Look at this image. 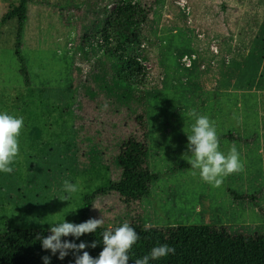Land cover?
I'll return each mask as SVG.
<instances>
[{
	"label": "rangeland",
	"instance_id": "1",
	"mask_svg": "<svg viewBox=\"0 0 264 264\" xmlns=\"http://www.w3.org/2000/svg\"><path fill=\"white\" fill-rule=\"evenodd\" d=\"M19 1L0 0V20ZM138 2L151 7L141 61L158 87L149 93L147 124L149 165L160 179L149 197L126 203L103 192L119 172L115 158L91 163L78 152L76 129L86 118L78 109V81L93 66L90 54L105 44L107 18ZM17 25L12 20L0 35V112L24 118L14 170L0 172V233L48 232L64 218L78 223L83 197L92 195L89 216L103 218L101 227L129 223L140 213L149 227L208 225L264 236V0H34L23 53L36 97L25 103L14 53ZM192 109L215 122L220 151L235 145L244 163L243 172L218 188L192 175L191 167L180 169L190 166L182 156L195 122ZM242 129L259 138L248 151L247 143L229 139L244 138ZM65 180H82L83 190L61 201L68 195Z\"/></svg>",
	"mask_w": 264,
	"mask_h": 264
},
{
	"label": "trees",
	"instance_id": "2",
	"mask_svg": "<svg viewBox=\"0 0 264 264\" xmlns=\"http://www.w3.org/2000/svg\"><path fill=\"white\" fill-rule=\"evenodd\" d=\"M33 0H20L18 5L4 14L1 27L17 20L15 35V57L20 66L26 93L25 98L34 99L28 63L23 53V42L29 21V5ZM106 10V7L103 9ZM151 7L140 2L120 8L114 17H108L102 36V48L90 54L92 68L85 81L79 77L78 87L82 97L78 100L81 113L86 114L76 129L77 147L82 159L88 157L91 163L105 156H113L119 172L110 179L104 191L116 193L119 201L140 203L150 196L151 184L159 181L149 165L148 141V99L149 93L158 89L152 81L142 59H145L143 29L150 24ZM83 51L81 60L88 57ZM79 74L82 68L78 67ZM106 106V107H105ZM90 111H87V109ZM112 131V132H109ZM183 166L180 169H189ZM179 169V168H178ZM101 192V189L98 190ZM236 199H243L235 192ZM95 196L83 197L79 222L87 221ZM139 235V240L129 251L128 264L135 259L149 255L153 247L167 244L175 254L150 260L149 264H264V236L244 237L231 235L224 227L208 225H178L165 228L146 226L142 215L136 213L128 223ZM115 227H100L94 233L84 234L79 239L68 236L65 240L85 242L93 258L103 250L102 233ZM147 229V230H145ZM51 233L41 230L8 229L0 233V264H44L42 257L49 256L50 264H75L76 255L69 253L63 260L59 253L53 255L44 250L38 236Z\"/></svg>",
	"mask_w": 264,
	"mask_h": 264
},
{
	"label": "clouds",
	"instance_id": "3",
	"mask_svg": "<svg viewBox=\"0 0 264 264\" xmlns=\"http://www.w3.org/2000/svg\"><path fill=\"white\" fill-rule=\"evenodd\" d=\"M188 115L195 122L191 127V134L186 133L187 152L182 158L191 166L192 175L195 176L198 172L204 182L218 188L228 175L243 172L244 163L240 160V153L235 145H232L226 154L220 151L215 122L209 116L199 114L196 109H192ZM23 127L22 116L17 117L7 112H0V172H13L11 165L20 156L19 137ZM82 185V180L76 183L65 180L62 190L68 195L59 200L68 201L72 194L83 190ZM103 223V218H90L81 223L67 222L64 218L60 222L50 224V235L38 236L37 239L41 241L44 250H50L53 255L58 252L60 260L68 256L70 252L73 254L82 252V255H76L75 264H128L130 258L128 253L139 240L138 233L128 223L102 233L104 247L98 258H93L88 251H84L88 246L95 248L96 242H92L91 245L85 242L77 244L68 240L62 242V237L72 236L79 239L84 234L94 233ZM169 254H175V249L167 244L160 245L153 247L149 255L135 259L134 264H149L150 260H158ZM42 259L44 264H50L49 256H44Z\"/></svg>",
	"mask_w": 264,
	"mask_h": 264
},
{
	"label": "crops",
	"instance_id": "4",
	"mask_svg": "<svg viewBox=\"0 0 264 264\" xmlns=\"http://www.w3.org/2000/svg\"><path fill=\"white\" fill-rule=\"evenodd\" d=\"M34 1V0H33ZM33 3V2H32ZM29 7H30V5H29ZM242 133H243V135H244V138H242V139H237L238 137H233V136H231V137H229V139H230V141H237V140H242V142L245 144V143H247L246 145H245V149L248 151V146H249V144L251 143L250 141L253 139V141H257V139H259V138H257L256 137V135H254V133H250V132H246L244 129H242ZM245 133V134H244ZM247 135H249L250 137H248ZM241 136V135H240ZM261 152V151H260Z\"/></svg>",
	"mask_w": 264,
	"mask_h": 264
}]
</instances>
